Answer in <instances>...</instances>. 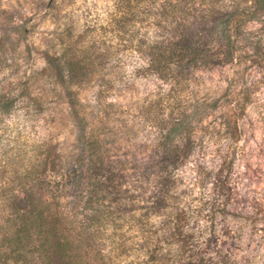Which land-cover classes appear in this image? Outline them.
Returning <instances> with one entry per match:
<instances>
[{"label": "clouds", "instance_id": "9594fccd", "mask_svg": "<svg viewBox=\"0 0 264 264\" xmlns=\"http://www.w3.org/2000/svg\"><path fill=\"white\" fill-rule=\"evenodd\" d=\"M0 264H264V0H0Z\"/></svg>", "mask_w": 264, "mask_h": 264}, {"label": "trees", "instance_id": "16d2710c", "mask_svg": "<svg viewBox=\"0 0 264 264\" xmlns=\"http://www.w3.org/2000/svg\"><path fill=\"white\" fill-rule=\"evenodd\" d=\"M229 55H231V53H229ZM39 224H40L41 227L44 226V220H43L42 214H41V218H40Z\"/></svg>", "mask_w": 264, "mask_h": 264}]
</instances>
